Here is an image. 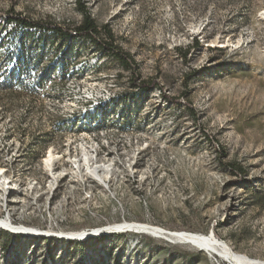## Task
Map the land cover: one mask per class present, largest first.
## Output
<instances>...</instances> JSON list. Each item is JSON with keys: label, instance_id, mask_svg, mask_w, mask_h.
<instances>
[{"label": "rangeland", "instance_id": "obj_1", "mask_svg": "<svg viewBox=\"0 0 264 264\" xmlns=\"http://www.w3.org/2000/svg\"><path fill=\"white\" fill-rule=\"evenodd\" d=\"M82 2L85 11L77 0H0V16L51 30L61 25L50 41L63 55L86 48L71 31L88 13L101 29L94 39L131 60L127 70L111 59L105 71L120 75L127 90L138 80L150 91L157 87L167 103L157 93L146 99V122L129 148L142 152L141 184L115 186V199H98L94 216L89 211L81 221L70 214L63 230L125 220L214 235L232 252L264 261V0ZM26 94L24 87L0 88V106L18 110ZM84 241L25 238L6 258L11 264H49L54 255L60 259L53 264H235L191 243L133 231Z\"/></svg>", "mask_w": 264, "mask_h": 264}, {"label": "bare ground", "instance_id": "obj_2", "mask_svg": "<svg viewBox=\"0 0 264 264\" xmlns=\"http://www.w3.org/2000/svg\"><path fill=\"white\" fill-rule=\"evenodd\" d=\"M53 34L0 16V88L24 87L28 93L18 110L0 106V222L64 231L71 215L81 221L98 199H115V186L144 180L142 152L129 148L138 141V126L146 122L142 116L146 99L154 93L165 103L167 99L157 87L150 91L121 86L120 75L105 71L111 58L89 41L77 38L85 44L84 51L72 48L58 54L51 45ZM31 91L40 93V99ZM131 231L191 243L235 264H264L232 252L214 235L138 223L96 234ZM5 235L9 244H3ZM87 236L19 231L0 224V264H11L6 258L9 247L25 238L69 243L85 242ZM53 258L58 263L60 255ZM53 261L47 259L49 264Z\"/></svg>", "mask_w": 264, "mask_h": 264}, {"label": "trees", "instance_id": "obj_3", "mask_svg": "<svg viewBox=\"0 0 264 264\" xmlns=\"http://www.w3.org/2000/svg\"><path fill=\"white\" fill-rule=\"evenodd\" d=\"M77 6L85 11V7L83 6V2L82 0H77ZM83 15V20L82 23L80 25H78L77 27H75V31H71V33L74 36H77V38H81L84 39L85 41H89L90 43H92L99 51H101L105 56L110 57L111 59H118L120 61V63L122 64L124 69L129 70L131 67V60L128 59V57L126 55H124L122 53V51H120L119 49H117L116 47L113 46V44L110 43H103L102 41H100L99 39H94L96 36L100 35V30L95 22L91 19V17L88 15V13H82ZM9 18L16 20L18 23H20V25L22 26H26V27H38V28H42V29H46L48 31H52L56 34H61V31H59L57 33V29L60 30L61 27H55L53 30L50 29V26L46 25H37L36 23H32L29 20H20L19 18H15V17H10ZM107 32V31H106ZM97 38V37H96ZM195 47H198L200 45L199 40H195L194 44ZM139 81V80H138ZM134 84L137 85V82ZM141 83V82H140ZM142 84V83H141ZM146 86H142L141 88L147 89Z\"/></svg>", "mask_w": 264, "mask_h": 264}, {"label": "built area", "instance_id": "obj_4", "mask_svg": "<svg viewBox=\"0 0 264 264\" xmlns=\"http://www.w3.org/2000/svg\"><path fill=\"white\" fill-rule=\"evenodd\" d=\"M57 28V27H56ZM142 87L141 83L137 82V88ZM30 95H36V97H38L40 99V93L38 92H32ZM0 224L5 225V226H9L11 228L14 229H19V231H27V232H40V233H55L57 235H66V236H85V235H93L96 234V232L100 231V230H104V229H115L116 226L118 225H123V224H128L127 222H125V220L122 223L116 224V225H108L102 228H98V229H86L82 232H66V230L64 231H56V229H50V226H29L27 228H20L18 225H13L10 224V222H0ZM130 224V223H129Z\"/></svg>", "mask_w": 264, "mask_h": 264}]
</instances>
